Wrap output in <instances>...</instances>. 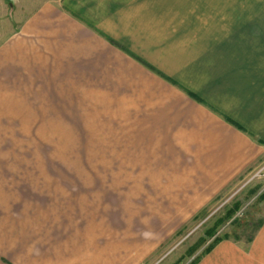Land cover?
<instances>
[{"label":"rangeland","instance_id":"374dc122","mask_svg":"<svg viewBox=\"0 0 264 264\" xmlns=\"http://www.w3.org/2000/svg\"><path fill=\"white\" fill-rule=\"evenodd\" d=\"M43 1L0 0V42ZM232 1L210 0L226 19ZM134 74L114 73L101 102L65 104L61 135L6 137L0 264H191L262 223L264 153L222 183L205 116Z\"/></svg>","mask_w":264,"mask_h":264},{"label":"crops","instance_id":"0c3cea01","mask_svg":"<svg viewBox=\"0 0 264 264\" xmlns=\"http://www.w3.org/2000/svg\"><path fill=\"white\" fill-rule=\"evenodd\" d=\"M235 1L226 19L210 0H44L0 42V160L15 151L6 137L63 134L65 104L101 102L114 73L136 71L205 116L232 180L264 153V0ZM251 229L192 263L264 264V220Z\"/></svg>","mask_w":264,"mask_h":264},{"label":"trees","instance_id":"16d2710c","mask_svg":"<svg viewBox=\"0 0 264 264\" xmlns=\"http://www.w3.org/2000/svg\"><path fill=\"white\" fill-rule=\"evenodd\" d=\"M232 211V210H231ZM219 239H221V237H215V239H214V242H217ZM213 245V244H212ZM212 245H209L207 248H206V251H209L210 249H211V247H212ZM193 264V263H192Z\"/></svg>","mask_w":264,"mask_h":264}]
</instances>
